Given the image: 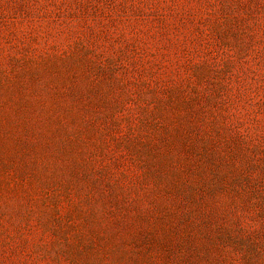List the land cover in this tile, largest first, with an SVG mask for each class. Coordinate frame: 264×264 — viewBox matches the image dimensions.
I'll use <instances>...</instances> for the list:
<instances>
[{"label":"rangeland","instance_id":"1","mask_svg":"<svg viewBox=\"0 0 264 264\" xmlns=\"http://www.w3.org/2000/svg\"><path fill=\"white\" fill-rule=\"evenodd\" d=\"M0 264H264V0H0Z\"/></svg>","mask_w":264,"mask_h":264}]
</instances>
